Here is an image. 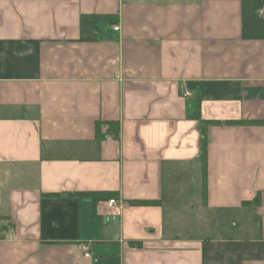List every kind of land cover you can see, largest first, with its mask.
Instances as JSON below:
<instances>
[{
    "label": "crops",
    "instance_id": "0c3cea01",
    "mask_svg": "<svg viewBox=\"0 0 264 264\" xmlns=\"http://www.w3.org/2000/svg\"><path fill=\"white\" fill-rule=\"evenodd\" d=\"M226 121H264V1L0 0V264H264Z\"/></svg>",
    "mask_w": 264,
    "mask_h": 264
},
{
    "label": "trees",
    "instance_id": "16d2710c",
    "mask_svg": "<svg viewBox=\"0 0 264 264\" xmlns=\"http://www.w3.org/2000/svg\"><path fill=\"white\" fill-rule=\"evenodd\" d=\"M264 0H260V2L262 3ZM111 24L114 22L113 20L109 21ZM220 122L217 121H211V120H204L201 123V127H200V159L202 161V169H203V187H204V195H205V190H206V162H207V126L211 125V124H217ZM226 124H259V125H263L264 121H240V122H236V121H226L224 122ZM109 124H113V123H109ZM114 125V124H113ZM114 132H116V130L114 129ZM110 195H108L109 197ZM245 203V202H244ZM259 203V195H256L255 199L249 203H245V204H258ZM130 204L132 205H156L158 204V201H152V200H138V201H131Z\"/></svg>",
    "mask_w": 264,
    "mask_h": 264
},
{
    "label": "built area",
    "instance_id": "2783aa9c",
    "mask_svg": "<svg viewBox=\"0 0 264 264\" xmlns=\"http://www.w3.org/2000/svg\"><path fill=\"white\" fill-rule=\"evenodd\" d=\"M118 26L114 27V30H117ZM106 206L107 209H109L111 212H119L120 209L123 207L122 201L115 199V198H110L106 201Z\"/></svg>",
    "mask_w": 264,
    "mask_h": 264
}]
</instances>
